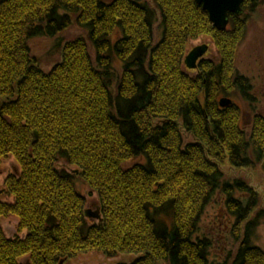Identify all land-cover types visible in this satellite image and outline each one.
Listing matches in <instances>:
<instances>
[{
  "label": "trees",
  "instance_id": "obj_1",
  "mask_svg": "<svg viewBox=\"0 0 264 264\" xmlns=\"http://www.w3.org/2000/svg\"><path fill=\"white\" fill-rule=\"evenodd\" d=\"M242 5L221 31L197 0H0V164L20 166L0 192V264L94 251L140 255L131 264L211 263L214 244L199 234L205 210L223 196L241 225L255 206L223 166L264 170V115L237 68L264 0ZM74 27L86 35L56 42L61 59L47 71L31 42ZM206 36L217 60L191 76L189 44ZM236 101L253 113L248 129ZM78 180L99 195L101 221L85 216ZM10 216L24 237L6 236ZM241 237L225 264H264Z\"/></svg>",
  "mask_w": 264,
  "mask_h": 264
},
{
  "label": "rangeland",
  "instance_id": "obj_2",
  "mask_svg": "<svg viewBox=\"0 0 264 264\" xmlns=\"http://www.w3.org/2000/svg\"><path fill=\"white\" fill-rule=\"evenodd\" d=\"M151 1V0H147ZM156 37L161 36L162 30L159 29V21L157 23ZM247 38L239 47L237 55V68L239 72L252 80L253 82V96L255 98L256 110L264 115V9L260 10L252 17L248 24ZM77 35H86V33L78 27L71 28L64 33H61L55 39L49 37H37L31 42L32 53L40 59V63L47 71L51 70L54 64L61 58L60 50H56V42H63L67 39L75 38ZM160 40V39H159ZM156 42H159L155 38ZM58 45V44H57ZM208 45L210 52L204 60H217V50L215 45L208 36L200 37L196 41H191L188 52L195 49L197 46ZM118 64V62H117ZM187 69V68H186ZM191 76H196L197 71L187 69ZM194 72V73H193ZM240 103L242 108L243 118L242 124L245 128H250L253 121V113H251L246 104ZM59 168H64L70 173L75 172L78 168L74 165L68 164L65 160H61ZM20 170L15 158L11 157L4 160L0 164V192L5 191V182L9 175H13ZM223 170L229 179H242L247 183L250 189L248 198L252 199L255 206L253 212L247 221L239 224V218L235 216L226 207L223 196H217L214 202L205 210L201 220L199 234L201 237L207 236L214 244L210 251V264H225L230 257L235 255L238 247L237 236L241 233L244 237H249L251 243L255 247H260L264 251V170L262 167L255 169H238L226 164ZM78 190L82 196L86 198V210L95 213L100 207L99 195L93 192L89 185L84 181H77ZM4 200L12 201L11 198H4ZM244 213V212H243ZM97 219H91L94 222ZM2 221V228L8 238H15L17 236L24 237L18 231L20 221L10 216L4 218ZM140 255L129 253L119 254L116 257H107L102 252H89L86 254H79L63 264H131L137 261Z\"/></svg>",
  "mask_w": 264,
  "mask_h": 264
},
{
  "label": "water",
  "instance_id": "obj_3",
  "mask_svg": "<svg viewBox=\"0 0 264 264\" xmlns=\"http://www.w3.org/2000/svg\"><path fill=\"white\" fill-rule=\"evenodd\" d=\"M198 5L204 7L209 13V17L215 28L226 31L230 23V14L236 16L241 15L243 12V0H197ZM208 45L197 46L191 51L186 57V66L191 70H196L198 67L199 60L202 59L209 51ZM222 107L231 106L232 100L228 98H222L220 100ZM85 216L90 219L102 220L101 208L93 214L89 210H86Z\"/></svg>",
  "mask_w": 264,
  "mask_h": 264
}]
</instances>
